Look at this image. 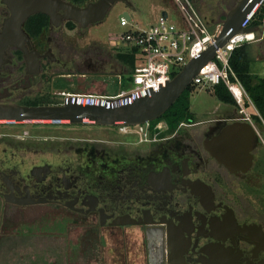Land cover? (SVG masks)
Returning a JSON list of instances; mask_svg holds the SVG:
<instances>
[{
  "label": "flooded vegetation",
  "instance_id": "af4514ba",
  "mask_svg": "<svg viewBox=\"0 0 264 264\" xmlns=\"http://www.w3.org/2000/svg\"><path fill=\"white\" fill-rule=\"evenodd\" d=\"M240 1L220 0L218 11H232ZM11 16L0 0V105L58 106L67 98L94 97L72 94L78 76H97L118 86L120 74L106 78L99 72L103 48L98 42L77 54L81 63L74 70L63 40L67 25L78 23L62 18L54 24L38 13L18 30L11 26ZM40 16L42 21L32 19ZM234 108L236 117L217 112L207 120L183 121L173 131L162 120L161 130L144 143L121 142L111 149L95 139L89 141L90 150L75 148L82 150L76 155L65 143L57 152L71 155L62 157L40 149L32 134L18 133L17 123L0 124V207L29 215L48 213L47 219L61 217L70 223L76 217L87 230L118 241L139 228L155 241L163 264L168 256L174 264H264L263 193L256 190L258 177L264 175L259 171L264 153L258 133L250 164L240 163L235 170L207 148L228 125L249 124L239 107Z\"/></svg>",
  "mask_w": 264,
  "mask_h": 264
},
{
  "label": "rangeland",
  "instance_id": "374dc122",
  "mask_svg": "<svg viewBox=\"0 0 264 264\" xmlns=\"http://www.w3.org/2000/svg\"><path fill=\"white\" fill-rule=\"evenodd\" d=\"M219 1L197 0L195 5L203 18L218 25L223 24L230 12L228 9L218 11ZM170 7L169 0H118L112 4L102 22L87 30L81 29L78 24H68L64 29L68 36L63 41L69 46L67 52L72 56L74 70L77 68L75 64L81 63L77 54L93 41L98 42L103 48L101 59L103 71L99 72L106 75V78L113 74L122 75L123 87L129 89L128 68L117 59L118 55L129 50L111 47V41L129 29L133 31L138 28L149 29L160 21L162 10H169L172 13ZM125 13L133 16V25L128 28L120 26L121 17ZM221 14L223 17L220 19ZM254 35L255 39L249 43L248 49L249 69L254 77L264 78V25ZM56 36L59 37L57 34ZM56 67L60 68L63 65ZM87 77L85 79L78 76V80L73 81L70 90L72 94L100 97L114 95L119 91V86L112 83L105 84L97 76ZM255 83L256 80L253 84ZM192 87L194 90L190 94V103L194 119L207 120L217 112L220 116H238L234 105L226 107L218 100L215 95L216 86L201 84ZM247 110L251 114H256L250 104L247 105ZM257 125L259 129H263V138L257 137L256 141L264 153V125L258 122ZM17 126L14 129L21 135L30 133L35 137L33 140L39 139L40 141L36 143L39 142L40 149H45L46 153L55 151L61 157L65 156V153L71 155L64 150H61V153L57 152L58 148H64L65 143L74 147L72 154L76 155L77 151L82 150L76 151L75 148L82 145L90 150L92 146L89 141L95 139L105 141L107 146L112 147L111 149L121 142L129 145L131 142L138 144L139 140L135 134L121 133L119 127L51 125L33 122L17 123ZM259 171L264 174V164ZM258 178L260 181L256 190L262 188L264 204V175L261 174ZM45 215H42V212L29 215L27 211H6L0 207V264H163L159 262L161 252L155 250V241L150 240L139 228L128 230L126 236H122L118 241L115 238L100 237L93 229L87 230L85 224L76 217L70 223L64 218L60 219L61 217L50 220L45 218L49 214ZM33 218L37 219L32 221Z\"/></svg>",
  "mask_w": 264,
  "mask_h": 264
},
{
  "label": "water",
  "instance_id": "95a60500",
  "mask_svg": "<svg viewBox=\"0 0 264 264\" xmlns=\"http://www.w3.org/2000/svg\"><path fill=\"white\" fill-rule=\"evenodd\" d=\"M116 1L118 0H98L78 7L63 0H3L12 12L9 22L18 30L30 16L38 13L47 15L54 24L64 18L78 23L82 28H88L102 22ZM263 3L264 0H241L237 7L226 16L215 45L190 61L168 83L167 87L158 93L123 99L74 97L67 98L63 105L58 106L0 105V124L33 122L51 125L123 127L156 121L176 103L189 88L193 78L204 66L215 59L217 51L223 48L233 36L256 33L257 29L248 25ZM60 12H63V15H60ZM162 15L165 19L167 18L166 11ZM124 16L128 18V13ZM254 137L255 130L252 125L231 124L215 140V144L213 143V146L208 144L207 148L213 151L220 162L231 170H235L240 163L250 164V150ZM241 156L244 157L243 162ZM168 264H174L170 256H168Z\"/></svg>",
  "mask_w": 264,
  "mask_h": 264
},
{
  "label": "built area",
  "instance_id": "2783aa9c",
  "mask_svg": "<svg viewBox=\"0 0 264 264\" xmlns=\"http://www.w3.org/2000/svg\"><path fill=\"white\" fill-rule=\"evenodd\" d=\"M169 10H162L160 21L149 29H129L125 33L115 37L111 43L116 49L135 51L137 64L128 77L129 89L123 87V76L118 75L117 84L119 91L112 96H100L89 98L123 99L130 96L141 97L150 93H158L166 88L173 78L193 59L198 58L211 46L215 45L221 31L222 24L215 25L208 22L200 14L193 0H169ZM166 11L165 19L162 13ZM133 25V16H123L120 26L128 28ZM252 36V37H251ZM255 39L254 34H238L233 36L228 43L216 53L213 61L204 66L193 78L190 86L224 84L239 112L255 131L259 138H263V129H259L254 114L247 110L250 104L255 113L260 116L245 87L230 66L232 52ZM162 128V123L153 126L146 123L137 126H123L119 130L123 134H135L139 137L138 142L144 143L152 139Z\"/></svg>",
  "mask_w": 264,
  "mask_h": 264
},
{
  "label": "trees",
  "instance_id": "16d2710c",
  "mask_svg": "<svg viewBox=\"0 0 264 264\" xmlns=\"http://www.w3.org/2000/svg\"><path fill=\"white\" fill-rule=\"evenodd\" d=\"M71 3L78 7L86 6L91 2H96L98 0H63ZM39 18L40 21L44 19L43 16L33 17L32 19ZM264 25V5L259 8L258 12L254 18L250 21L248 27L261 28ZM249 43L236 48L230 57V66L235 72L243 86L245 87L248 95L250 96L252 102L254 103L256 109L258 110L260 116L264 120V78L254 77L250 73L249 69ZM117 59L128 68V73L131 74L135 69L137 64V58L135 51L129 54H120ZM256 80V83L254 81ZM193 87L189 88L182 94V96L176 101V103L158 120L151 122L153 126L157 125L162 120H165L169 125L171 131L183 121L190 120L194 118L191 112L190 94L193 91ZM117 94V93H116ZM215 95L218 100L227 105H236V102L226 86L220 84L216 86ZM256 122L261 123V119L257 114H254Z\"/></svg>",
  "mask_w": 264,
  "mask_h": 264
},
{
  "label": "bare ground",
  "instance_id": "6f19581e",
  "mask_svg": "<svg viewBox=\"0 0 264 264\" xmlns=\"http://www.w3.org/2000/svg\"><path fill=\"white\" fill-rule=\"evenodd\" d=\"M251 35V34H250ZM252 37V36H251Z\"/></svg>",
  "mask_w": 264,
  "mask_h": 264
},
{
  "label": "crops",
  "instance_id": "0c3cea01",
  "mask_svg": "<svg viewBox=\"0 0 264 264\" xmlns=\"http://www.w3.org/2000/svg\"><path fill=\"white\" fill-rule=\"evenodd\" d=\"M247 44V43H246Z\"/></svg>",
  "mask_w": 264,
  "mask_h": 264
}]
</instances>
